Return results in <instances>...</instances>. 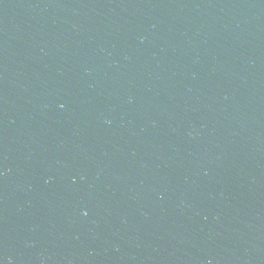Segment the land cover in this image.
<instances>
[{
	"label": "water",
	"instance_id": "water-1",
	"mask_svg": "<svg viewBox=\"0 0 264 264\" xmlns=\"http://www.w3.org/2000/svg\"><path fill=\"white\" fill-rule=\"evenodd\" d=\"M0 264H264V0H0Z\"/></svg>",
	"mask_w": 264,
	"mask_h": 264
}]
</instances>
